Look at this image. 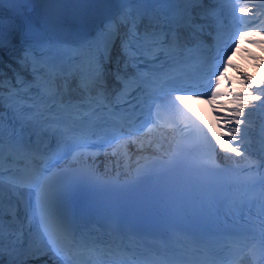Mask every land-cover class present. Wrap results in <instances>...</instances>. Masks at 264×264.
I'll list each match as a JSON object with an SVG mask.
<instances>
[{
    "label": "snow or ice",
    "instance_id": "1",
    "mask_svg": "<svg viewBox=\"0 0 264 264\" xmlns=\"http://www.w3.org/2000/svg\"><path fill=\"white\" fill-rule=\"evenodd\" d=\"M5 2L6 0H0V6ZM208 2L225 4L233 3L235 0ZM117 3L120 5L119 10L105 21L96 39H90L85 35L76 36L72 40L44 37L37 30L29 28L25 33L26 42L22 43L23 51L17 63L31 79L16 71L11 77L6 78V74L0 69V193L3 192L6 173L10 190L19 191L28 184L40 190L38 200L44 235L49 237L47 242L50 249L60 257L62 264H78L76 260L67 259L58 249L57 244L63 240L72 245L73 255H78L82 248L98 253L97 259L90 261L89 264H176L173 260L141 257L135 252L121 256L118 255L120 249H98L95 242L91 245L73 244L71 227L64 221L57 220L51 211V185L42 182V170L38 171L35 164L39 160L48 167L52 165L54 159L62 158L59 150L50 151L51 141L57 138L75 140L74 126L84 115L89 118L103 116L117 123L123 122L124 113L136 109V105L132 104L133 99L142 106L144 103L142 97L145 94L156 91L158 84L162 89L170 79L175 78L172 72L165 71L166 68H178L183 63L182 57L191 58L194 53L200 51L198 45L194 47L187 45L181 29L189 36L194 32H203L206 25L197 24L195 22L197 17L206 20L209 17L216 18L218 15L216 9H197V6L204 5L205 0H117ZM171 3L191 7L180 10L178 22H175L177 13L167 8L146 7ZM239 10L244 11V8L240 7ZM145 20L149 22V26L142 29ZM3 24V19H0V48L5 46ZM208 35L211 36L212 33L209 32ZM236 35L243 39L246 32L238 31ZM115 39L120 40V55L124 61L123 74L119 64L113 73L114 79L120 84V88L113 94L109 91L105 64L111 62L110 45H115ZM215 39L217 38L214 37ZM237 43L233 41L231 45L233 50ZM229 58V54L225 52L220 57L221 63L217 68L225 67L224 62ZM129 69L132 71L129 72ZM220 78L221 73L217 71L215 73L217 87ZM73 81L75 90L80 94L79 99L72 98L70 85ZM181 91L184 94L175 95L173 104L185 116L191 111L184 104L185 95L198 98L208 94L195 90ZM210 95L215 98L217 93L210 90ZM251 98L258 99L259 96ZM237 115H243V112L240 111ZM236 123L239 124L241 121L237 120ZM116 138L122 137H114ZM216 141L222 148L224 147L219 137H216ZM237 147L229 144L226 150L239 154ZM21 158L28 161L24 177L14 170V165ZM2 213L3 198L0 196V216ZM9 240L10 243H14L12 233H9ZM3 256L4 227L0 223V259ZM9 264L14 262L10 259ZM185 264L214 262L193 259Z\"/></svg>",
    "mask_w": 264,
    "mask_h": 264
},
{
    "label": "bare ground",
    "instance_id": "2",
    "mask_svg": "<svg viewBox=\"0 0 264 264\" xmlns=\"http://www.w3.org/2000/svg\"><path fill=\"white\" fill-rule=\"evenodd\" d=\"M4 56V53H0V62L4 61ZM8 57L9 55L6 54L5 60ZM233 74L242 90L240 93H237L238 98L233 103L235 107L228 112L227 117H229L233 131L239 129L240 131L237 133H242L239 134V136H242L248 130L255 127V123L260 119L259 111L264 106V104L259 103L262 97L256 93L259 85L264 82V46L258 50L253 60L247 61L243 67L235 70ZM244 87L250 90L249 93L243 92ZM252 96H259V98L252 99ZM240 111L243 112V115H237ZM240 118L244 120H240ZM237 120H240L241 123L237 124ZM234 132L236 133V131ZM163 134L165 136L170 135L167 131H163ZM260 146L261 140L251 136V139L244 143L243 149L241 151L237 150V152L240 155L244 154L253 158L258 149L261 148ZM164 149L165 146L157 141L156 134L147 133L139 135V137L131 138L115 145L113 155L105 154L102 157V162L99 164V171L105 175L118 174L129 176L131 169L137 163L149 160L154 154H162ZM226 152L230 153L229 156L234 155L232 152L224 151V153Z\"/></svg>",
    "mask_w": 264,
    "mask_h": 264
}]
</instances>
